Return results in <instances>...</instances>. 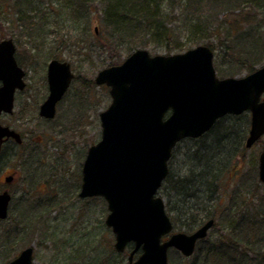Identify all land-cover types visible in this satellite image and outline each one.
<instances>
[{"label":"rangeland","instance_id":"rangeland-1","mask_svg":"<svg viewBox=\"0 0 264 264\" xmlns=\"http://www.w3.org/2000/svg\"><path fill=\"white\" fill-rule=\"evenodd\" d=\"M20 1L0 0V40L13 39L15 58L25 71L26 88L15 93L13 113L2 115L0 123L10 124L27 135L23 145L35 146L38 152L32 153L33 158L31 153L24 158L10 213L0 222V264H6L26 247H32L35 264H127L133 244L129 243L124 252L115 251L114 234L104 223L108 213L105 200L78 196L87 148L100 139L99 113L111 101L109 88L95 84L96 73L110 66L114 57L123 60L136 49H145L150 55H168L207 45L213 51L217 77H240L250 68L263 66L264 55L259 57L253 52L250 62H240L236 49L245 30L238 29L251 22L247 26L250 34L253 32L257 41L264 42V14L252 0L164 1L160 15L163 26L171 29L170 34L158 37L151 30H144L133 42H125L114 52L110 44L113 39L102 24L101 0H87V12H75L73 16L67 7L69 0H32L31 7ZM21 14L28 18L27 22L18 19ZM244 16L250 19L245 20ZM195 17L206 27L203 31L189 27L190 19ZM234 20L239 23L238 29L229 25ZM196 29L199 30L192 31ZM252 40L243 42L244 49L252 46ZM52 58L70 63L77 80L74 77L58 103L55 118L45 121L38 116L37 108L46 95V67ZM240 116L236 131L246 120L247 135L250 115L244 112ZM227 125L228 121H222L206 139L222 137ZM237 142L232 137L227 151L233 150ZM196 143L184 139L177 144L169 165L174 176H184L191 168L190 157ZM263 145L264 136L250 148L242 147L237 161L227 165L215 187V198L220 204L214 226L206 239L197 243L192 256L169 249V264H227V253L213 254L206 251V244L227 242L230 229L226 225L231 222L264 227V184L258 179V155ZM225 159L226 154L222 153V166ZM10 167L7 171L14 169L15 164ZM160 196L174 220L173 231H192L191 225L187 226L192 215L187 208L201 200L184 201L168 189H163ZM236 233L239 234L238 229ZM261 240L259 250L252 242L248 255L259 257V264H264V235Z\"/></svg>","mask_w":264,"mask_h":264},{"label":"water","instance_id":"water-1","mask_svg":"<svg viewBox=\"0 0 264 264\" xmlns=\"http://www.w3.org/2000/svg\"><path fill=\"white\" fill-rule=\"evenodd\" d=\"M14 52L11 38L0 40V114L13 111L14 92L25 86V72ZM212 59L206 45L168 55L136 49L94 77L95 84L109 87L111 101L99 113L100 139L87 149L78 195L104 198L108 209L104 222L114 234V248L122 252L133 244L127 264H168L169 248L188 257L214 223L211 218L191 233L173 232L157 194L172 149L181 139L197 138L218 118L244 111L250 112L245 146L264 135V65L241 77L218 78ZM73 78L67 61L49 60L48 95L39 106L40 116H54L56 103ZM4 137L20 141L17 132L0 124V143ZM258 178L264 183V147ZM9 199L7 193L0 194V221L7 216ZM32 250L22 249L6 264H35Z\"/></svg>","mask_w":264,"mask_h":264},{"label":"trees","instance_id":"trees-1","mask_svg":"<svg viewBox=\"0 0 264 264\" xmlns=\"http://www.w3.org/2000/svg\"><path fill=\"white\" fill-rule=\"evenodd\" d=\"M164 1L171 0H101V3L103 4L102 24L107 29V34L113 39V42H110V44H112L111 50L115 52L120 46H123L125 42H133L134 37L141 34L144 30H151L152 35L158 37L160 35L168 36L171 29L163 26L160 15ZM252 1L256 3L255 5L258 6L262 11L261 13L264 14V0ZM20 2L23 6L31 7L32 5V0H21ZM88 4L89 2L87 0H69L67 7L71 14L78 12L77 15H84V13L87 12L85 7L88 6ZM251 16L252 14L250 15V18H252ZM244 18L245 20L250 19L245 16ZM18 19L22 22H27L26 19L28 18L21 14ZM220 23H222V21ZM237 24H239L237 23V20H234L233 23H229L230 26H236ZM249 25H251V22L246 23L245 26L240 29L236 26L239 31L245 30L243 32V35L245 36L243 37L242 35L243 39L239 41V46L236 49V52L238 53L237 56H239L238 60L242 63L250 62L251 57H254L253 52L258 53L259 57L264 55V42L261 41L262 39L257 41V38L252 36L253 32L250 34V27H247ZM189 27L199 28L202 31L206 28L203 26L199 17L190 19ZM199 29L192 31L196 32ZM214 30L212 32H214ZM249 38H251V40L253 39L252 41L254 45L252 43V46L249 47V49H244V43H246ZM121 61L120 57H114L108 65L118 64ZM251 71H253V68L249 69V72ZM75 80H77V77H75ZM239 117L241 116L226 115L218 119L212 128L200 137L196 139L187 138L198 142V144L196 143L193 147L194 149L190 157L191 168L186 171L184 176H174L170 171V160L168 162L169 172L163 180L161 187L158 190V194L160 195L163 189H168L180 199H184V201L190 202L192 200H201L203 203L200 207L199 205L201 202L188 206L187 211L192 214L190 217L191 224H187L188 227L191 225V228L189 227L190 229H194L197 225H200L208 218L217 216L216 208L220 203L217 201L218 197L216 196L215 198V187H218V183L220 182L227 165H229L230 162L234 163L237 161L236 156L239 154L238 152L242 147H244L248 121L245 120L242 128L236 131L235 127L240 120ZM222 121H228V125L224 128V134L222 137L219 138L218 136H215L214 138L212 137V139H206L207 135L212 134L215 131L214 129ZM232 137H236L238 142L236 145H233V150L228 152L227 147H230L228 144ZM222 153L226 154L224 166L221 164ZM209 202L210 204H206ZM171 221L174 225L173 218H171ZM226 226L230 229L227 238L228 241L225 242L224 240H220L218 243H214V245L205 243L208 245L206 251L216 255L219 252L227 253V256H230L228 257L229 262H226L227 264H259V257H251V255L248 254L251 252L250 245L253 241V245L257 246L255 250H259L260 247L258 248V246L260 245L259 243L262 242L261 239L264 235V227L257 226L256 224L252 226L246 225L241 221L240 223L231 222V224L228 223ZM222 227L226 228L223 225ZM237 229L239 230V234L236 233ZM258 255L260 254L258 253Z\"/></svg>","mask_w":264,"mask_h":264},{"label":"flooded vegetation","instance_id":"flooded-vegetation-1","mask_svg":"<svg viewBox=\"0 0 264 264\" xmlns=\"http://www.w3.org/2000/svg\"><path fill=\"white\" fill-rule=\"evenodd\" d=\"M4 39H6V38H4ZM12 41H13V39H12ZM13 43H14V41H13ZM14 45H15V43H14ZM15 53H16V46H15L14 56H15ZM16 62H17V60H16ZM17 64H18V62H17ZM24 77H25V75L23 76V80H24ZM24 83H25V81H24ZM70 85H71V83H70ZM70 85H69V87H70ZM69 87L67 88V90L64 93V95L62 96V98L56 103V109H55L54 116L52 118H46V117L39 115V106L46 99V97L48 95V83L46 80V95L44 96L43 100L40 102V104L38 105V108H37V114L41 119H43L45 121H50V120L55 118L56 112H57V105L61 100H63L64 96L67 94V92L69 90ZM25 88H26V83H25V86L23 87V89H21V90L16 89L15 90L14 97H15V93L17 91H23ZM13 108H14V100H13ZM12 113H13V111L11 113L2 112L0 114V117L2 115H12ZM0 124L4 125V126H8L10 129H13L15 132H17L20 136V141L15 140L13 137H4L2 142L0 143V178H1L0 179V194L7 193L10 196L8 206H7V216H6V218H7L9 213H10V209H11L10 205H11V201L13 200V191H14V188L16 187V184H17V179H18V175H19L18 170H20L22 162H25L24 158L27 157L30 153L31 154L29 156H31V158H33L32 153H37L38 149L35 146H31L30 148L24 146L23 140L26 138L27 135L25 136L24 133L19 132L17 130V128H15L14 126H12L10 124H2V123H0ZM28 139L31 141V139L29 137H28ZM38 144H40V141L37 142V146H38ZM22 146H23V148L21 150ZM24 147H26V149L29 148V150L25 151ZM263 147H264V145H263ZM263 147H262V149H263ZM262 149H261V151H262ZM9 161H11V162H9ZM11 163L15 164V168L14 169L12 168L11 171H7L9 168H11L10 167ZM80 185H81V182H80ZM5 219H3V220H5ZM3 220H1V221H3ZM197 227H198V225L194 229H192V231L195 230Z\"/></svg>","mask_w":264,"mask_h":264},{"label":"bare ground","instance_id":"bare-ground-1","mask_svg":"<svg viewBox=\"0 0 264 264\" xmlns=\"http://www.w3.org/2000/svg\"><path fill=\"white\" fill-rule=\"evenodd\" d=\"M205 239V238H204ZM204 239H202V240H204Z\"/></svg>","mask_w":264,"mask_h":264}]
</instances>
